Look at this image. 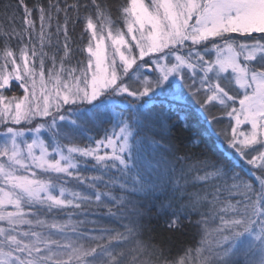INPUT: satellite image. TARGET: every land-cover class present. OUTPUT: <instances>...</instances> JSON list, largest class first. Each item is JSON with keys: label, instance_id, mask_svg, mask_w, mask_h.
Masks as SVG:
<instances>
[{"label": "snow or ice", "instance_id": "1", "mask_svg": "<svg viewBox=\"0 0 264 264\" xmlns=\"http://www.w3.org/2000/svg\"><path fill=\"white\" fill-rule=\"evenodd\" d=\"M91 5V14L88 5L67 0L63 8L59 0H49L47 7L35 5L38 46L32 42L33 9L25 0H19L22 29L0 31V264H170L159 246L147 256L139 240L126 248L131 228L126 229L128 235L115 229L90 235L78 230L79 221L48 219L46 214L81 209L93 198L102 202L99 191L94 196L69 191L64 178L96 187L102 177L89 182L79 170L82 159L94 161L99 170L131 173L137 127L133 119L151 111L148 105L156 98V123L161 133L167 132L165 107L180 110L189 97L212 126L210 134L222 137L235 155L260 173L259 188L233 171L227 158L198 159L193 167L204 174L196 179H218L222 184L210 201L197 193L165 221L166 228L175 231L191 212L211 206L212 215L197 221L203 225L201 246L171 264H238L241 252L251 253L246 264H264V0H125L116 9L122 28L98 0ZM80 7L86 12L84 31L89 36L80 49L85 59L73 66L69 11L78 13ZM12 36L19 42L27 38V43L13 50ZM53 40L62 55L49 56L44 50L55 46ZM12 81L19 82L22 96L4 94ZM118 103L128 108L116 114L119 119L109 133L106 125L113 124L112 109ZM213 109L235 125L217 132L221 121L212 115ZM242 125H248L247 130L239 131ZM89 126L103 128L104 136L89 137L81 147L76 140ZM183 127L190 124L185 121ZM45 129L55 138L53 143L41 137ZM29 133L35 135L29 138ZM138 184L143 190L137 174L133 191ZM221 191L228 196L221 198ZM237 194L243 199L233 203L229 197ZM111 199L123 204L122 198ZM209 219L219 223L209 228Z\"/></svg>", "mask_w": 264, "mask_h": 264}, {"label": "trees", "instance_id": "2", "mask_svg": "<svg viewBox=\"0 0 264 264\" xmlns=\"http://www.w3.org/2000/svg\"><path fill=\"white\" fill-rule=\"evenodd\" d=\"M52 2L55 3L56 0H52ZM98 2L106 10L110 9L112 11L113 20L116 21L118 27L122 28L123 24L116 15V9L123 5L125 0H98ZM25 3L33 9L31 18L36 21V30L32 32V42L38 46L36 33L39 31L40 22L39 14L34 6L43 4L47 7L49 0H25ZM59 3L63 8L65 0H59ZM67 3L88 5L87 14H91L93 11L91 0H67ZM85 15L84 7H80L78 13L69 11L71 17L69 36L71 37L73 66L76 65L77 61H83L86 57V53L80 51L87 44L89 36L84 31ZM23 17L24 12L23 8L19 6V0H0V31H11L13 28L20 31L23 27ZM56 22L57 18L54 16L52 20L53 30ZM59 22L63 24V13L59 15ZM45 31H48V29L45 28ZM58 40L59 44H62L63 36H59ZM23 43H27V38L23 42L17 41L15 36L10 39V46L13 50L22 46ZM53 45L55 46L44 49L49 56L53 53L58 56L62 55L56 40H53ZM2 46L3 38L0 37V47ZM45 63L47 66V58ZM18 84L19 82L12 81L11 88L5 90L4 94L9 97L22 96L24 93L22 87ZM148 107L151 111L145 110L138 121L136 119L132 121L137 127L134 141L135 159L130 162L135 167L131 173L122 175L118 169L99 170L93 167L94 161L82 159L79 163L81 174L88 177L89 182L94 176L102 177V180H97L96 187L92 188L89 187V183H80L74 177H65L64 186L69 191L88 196H94L97 191L102 193V202H96L93 198L91 203L82 205L81 209H75V211H79L84 216L100 218L104 230L115 229L128 235L126 229L131 228L133 232L126 248L134 247L135 241L139 240L146 246L145 256H147L153 250V246H159L164 251V257L171 264L177 258L183 257L188 250L196 249L201 245L204 236L203 225L198 224L197 221L201 220L202 215L209 217L212 215L211 206L201 207L198 212H191L189 218L184 220L183 227L175 231H169L166 228L165 221L171 216L174 209L182 204H187L190 197L197 193L207 196L210 201L212 195L216 194V188L222 184L218 179L209 180L208 182L196 179L197 176L204 174L202 170L197 171L193 167L198 159L204 155L214 159L227 158L229 167L239 173L254 188H259V181L247 166L234 159L220 147L219 141L222 139L214 133L210 134L211 129L206 121L202 119L203 116L201 118L198 105L187 103L180 110H168L165 107V113L169 120V130L164 133H161L156 123V114L160 111L159 100H153ZM127 108L128 105L120 107L118 104L112 109L115 119L112 125H106L109 133L116 120L119 119L116 114L121 109ZM185 121L190 124V128L183 127ZM161 135L166 137V140H162ZM42 136L47 142H54L55 138L51 132L45 130ZM103 136V128L89 126L88 130L80 134L76 142L83 147L89 142V137L102 139ZM194 140H201V142L196 144ZM162 145L164 146L162 147ZM170 145L175 147H170ZM149 161L155 163L153 168H149ZM137 174L143 184V190H139L140 185L138 184L136 186L137 190L133 191V177ZM122 184L125 185L124 188L120 187ZM219 195L223 198L228 196V193L221 191ZM111 197H116L117 200L122 198L123 204L113 201ZM229 198L233 203L243 199L238 194ZM109 209H111V213ZM69 214L71 213L66 212L64 217H69ZM57 215L62 216L61 213H57ZM218 223V220L213 222L209 219V228L215 227ZM152 259H156V257L153 256Z\"/></svg>", "mask_w": 264, "mask_h": 264}, {"label": "rangeland", "instance_id": "3", "mask_svg": "<svg viewBox=\"0 0 264 264\" xmlns=\"http://www.w3.org/2000/svg\"><path fill=\"white\" fill-rule=\"evenodd\" d=\"M209 58H214V53L212 54V56L211 57H209ZM145 59L147 60V59H149V57H145ZM153 75H155V73L153 72ZM153 100H156V98H153ZM152 100V101H153ZM158 100V99H157ZM151 101V102H152ZM151 102H150V104H151ZM195 104V105H197L196 104V101L193 99V98H191V97H189L186 101H185V104ZM119 104V103H118ZM117 104V105H118ZM119 106L120 107H126L127 106V104H119ZM238 106V105H237ZM201 114V118H202V116H203V113H200ZM212 115H215L220 121H221V123L220 124H218V126H217V129H216V131L217 132H220V131H222V130H228L229 128H230V126H234L235 125V121L234 120H232L230 117H228V116H226V115H224L223 114V112L222 111H220L219 109H213V111H212ZM219 115V116H218ZM222 117V118H221ZM202 119H204V116H203V118ZM205 120V119H204ZM207 124V123H206ZM209 127H210V129H211V125H209V124H207ZM14 127H32L31 125H19V126H16V125H13ZM247 128H248V125H242L241 127H240V129H238L239 131H245V130H247ZM46 130V129H45ZM45 130H42V132H41V137L43 138V136H42V133H43V131H45ZM3 132H4V126L3 125H0V135H2L3 134ZM35 134L34 133H29L28 134V137L29 138H31V137H33ZM222 140H218L219 141V144H220V147L221 148H223L226 152H228V154L230 155V156H232V157H234V159H237L239 162H241V163H243L245 166H247L248 168H249V171L250 172H252L253 173V175L254 176H256V179H257V177L260 175L259 174V172L258 171H256L254 168H252V166H250V165H248L244 160H242L239 156H237V155H235L234 153H233V151L231 150V149H229L228 147H227V144H226V142H224V140H223V138L222 137H220ZM44 139V138H43ZM102 151H105V150H102ZM106 151H111L110 149H106ZM137 153H138V151H136ZM138 155H139V153H138ZM135 159V155H133V158L131 159V161L130 162H132L133 160ZM237 161V162H238ZM150 163H149V165H150V167L149 168H153L154 167V162H151V161H149ZM258 180V179H257ZM66 212H70L71 214H69V217H64V214L66 213ZM61 213V215L62 216H58L57 215V213L56 212H53V213H51V214H46V218H48V219H52V218H54V219H56V220H58V221H65V220H68L69 218H71L72 220H74V221H79V222H81L80 224H79V228H78V230L80 231V232H85V233H88V234H90V235H100L101 234V232H102V230H104V228H103V222H102V220L100 219V218H93V217H89V216H84V215H82L79 211H75V210H73V209H71V208H69V209H65L63 212H60ZM25 227H27V226H25ZM71 235V234H70ZM201 246V245H200ZM199 246V247H200ZM193 255H195V253L193 252L192 253ZM249 258H251V253H249L247 256L243 253V252H241L240 253V255L236 258L237 259V262H238V264H246V260L247 259H249Z\"/></svg>", "mask_w": 264, "mask_h": 264}]
</instances>
